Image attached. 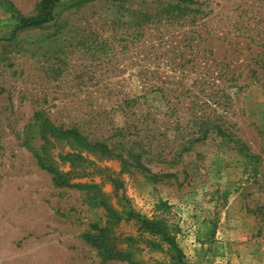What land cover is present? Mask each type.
<instances>
[{"label": "rangeland", "instance_id": "obj_1", "mask_svg": "<svg viewBox=\"0 0 264 264\" xmlns=\"http://www.w3.org/2000/svg\"><path fill=\"white\" fill-rule=\"evenodd\" d=\"M39 1L0 0V264H264V0H60L17 31Z\"/></svg>", "mask_w": 264, "mask_h": 264}, {"label": "trees", "instance_id": "obj_2", "mask_svg": "<svg viewBox=\"0 0 264 264\" xmlns=\"http://www.w3.org/2000/svg\"><path fill=\"white\" fill-rule=\"evenodd\" d=\"M60 0H40L38 3V6L36 8V12L35 14L31 15V16H16V20L18 22V26L16 28V30H27V29H34V28H39L47 23H49L52 18H53V9L56 6V4L59 2ZM182 2H192V0H180ZM195 62V61H193ZM207 130H197V132H195V135L193 136V138L191 139L190 142H199L204 140L205 136H206V132ZM63 134L66 135H72V137L74 139H77L79 141H82V138L79 136V134L76 131L73 130H64L62 132ZM84 147H86L88 149V151H94L97 150L98 151H107V147L102 144V143H93V144H89V143H85ZM105 151V152H106ZM74 154L68 155V158H73ZM77 159L83 160V162H85V159L82 158L81 156L77 155L76 156ZM69 165L72 168V171H75V165L74 164V160L71 159L69 160ZM47 171L53 175V180L56 183V185H63L61 180L60 175L58 174V172L52 168V167H48L46 168ZM106 169H98V170H94L96 174H99L101 171H105ZM97 171V172H96ZM141 225L142 227H144V229H146L147 231H149L152 234L155 235H159L162 239H164L165 241L168 242V244L170 245H174V238L170 237L167 229L164 225H162L159 221H156L155 219H143L141 220ZM90 241V240H89ZM92 245H94L97 249L100 250L101 256L103 257L104 260L108 261V260H125L127 258H125L126 256L120 252L115 250L113 247L111 246H105V245H101L97 240L92 241L91 242Z\"/></svg>", "mask_w": 264, "mask_h": 264}]
</instances>
